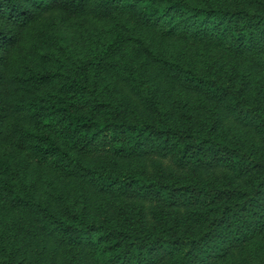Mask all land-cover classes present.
Wrapping results in <instances>:
<instances>
[{"label":"trees","instance_id":"trees-1","mask_svg":"<svg viewBox=\"0 0 264 264\" xmlns=\"http://www.w3.org/2000/svg\"><path fill=\"white\" fill-rule=\"evenodd\" d=\"M263 232L264 0H0V264H248Z\"/></svg>","mask_w":264,"mask_h":264},{"label":"rangeland","instance_id":"rangeland-1","mask_svg":"<svg viewBox=\"0 0 264 264\" xmlns=\"http://www.w3.org/2000/svg\"><path fill=\"white\" fill-rule=\"evenodd\" d=\"M159 54L163 56H170L173 55L178 57H189L190 54H194L195 51H202V52H209V59L215 66H221L223 69H227L229 67H233L235 69H242L244 67H253L254 61L256 59L255 56L249 55H235L233 54L228 48H214L212 44L208 40L203 41H193V40H186L178 37H172L164 41L161 47H158ZM197 61V60H195ZM102 158L107 157L108 153H97L94 157ZM147 162V161H146ZM148 163V162H147ZM151 167V166H150ZM149 167V168H150ZM30 173L35 177L34 170L37 171L40 178L43 180V187L48 186V181L45 180L44 176L48 173V168L46 166H34L31 164ZM152 169V168H151ZM55 171H50L49 174L52 175ZM238 252L237 255H242L245 259L249 261L248 264H255L260 263L264 264V232L257 234L252 237L250 242L242 249H236ZM237 255L234 253L230 256L232 261L235 263V259L237 261ZM263 258V260H259V258ZM223 264H229V260L224 262Z\"/></svg>","mask_w":264,"mask_h":264}]
</instances>
